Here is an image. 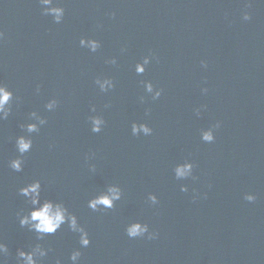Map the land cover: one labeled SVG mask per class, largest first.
Returning a JSON list of instances; mask_svg holds the SVG:
<instances>
[{
    "label": "water",
    "instance_id": "1",
    "mask_svg": "<svg viewBox=\"0 0 264 264\" xmlns=\"http://www.w3.org/2000/svg\"><path fill=\"white\" fill-rule=\"evenodd\" d=\"M54 3L65 9L60 23L41 0H0V83L13 92L11 113L0 120L6 264L36 244L49 249L43 264H72L74 250L79 264H264V2ZM82 38L101 46L92 52ZM146 56L151 62L138 74ZM98 78L115 87L101 91ZM147 82L162 90L159 98ZM34 111L47 123L28 133L21 125L38 123ZM93 116L105 121L99 133ZM133 123L148 124L152 134L133 135ZM210 128L211 143L202 139ZM20 135L33 147L16 172L9 165L20 156ZM185 162L193 175L177 179L174 169ZM35 180L42 201L63 202L78 217L89 246L67 224L43 240L20 226L17 214L32 206L19 189ZM113 184L123 192L114 208L88 207ZM137 221L158 237H129L127 226Z\"/></svg>",
    "mask_w": 264,
    "mask_h": 264
},
{
    "label": "clouds",
    "instance_id": "2",
    "mask_svg": "<svg viewBox=\"0 0 264 264\" xmlns=\"http://www.w3.org/2000/svg\"><path fill=\"white\" fill-rule=\"evenodd\" d=\"M264 2V0H261ZM42 5H44L43 11L45 15H51L56 23L62 22L65 14V9L62 6L54 3V0H41ZM251 14L245 12L243 19L250 20ZM3 36V33L0 32V37ZM80 45L82 47L89 48L92 52L97 51L101 44L100 41L96 39L82 38L80 40ZM111 63L115 64L116 60L113 58ZM151 62V56H146L142 63L136 64V72L142 74L146 71V65ZM206 67V62H202ZM97 85L103 92H107L110 89L115 87V83L110 78L97 79ZM146 91L148 93H154L153 98H159L161 96L162 90H156L154 85L151 82H147ZM206 92L207 89H204ZM13 98V92L9 90L7 85L0 83V120H5L9 117L11 113L10 103ZM57 101L55 99L50 100L46 107L49 111H52L56 108ZM92 111L95 112V107L92 108ZM199 109L197 113L199 114ZM31 117L34 118L37 122L28 123L27 125H21V127L26 128L28 133L38 132L40 126L45 125L47 120L39 116L35 111L31 113ZM92 122V131L99 133L102 130L103 125L105 124L104 119L101 116L91 117ZM219 123L215 127H219ZM153 129L148 126L146 123H133L132 124V133L133 135H140L143 133L145 136L151 135ZM202 139L205 142H213L215 140V134L213 129H208L202 132ZM16 149L19 152L20 156L16 159L10 161V167L16 172L23 171L24 160L23 156L25 153L31 151L33 147V140L30 136L20 135L16 138ZM194 165L191 162H185L176 165L174 171L177 179H186L192 177ZM95 167L93 166V171ZM182 191L187 192V186L181 188ZM21 196L27 198L28 203L32 206L30 210L26 213H18L19 224L21 227H27L29 231H33L37 234L39 240H43L48 235H53L58 232L65 224L71 229L72 232L80 234V244L83 247L90 245L91 240L89 238L88 232L82 227L79 223L78 217L69 211L63 202L53 201L49 199H44L42 201V183L40 180H35L26 186H23L19 189ZM123 196L122 189L118 185H109L107 190L101 194L95 196L88 202V207L93 210H99L101 206L107 209L115 207L117 201H119ZM256 196L254 194H247L245 199L248 201H255ZM152 204L158 203V198L156 195L151 194L149 196ZM127 235L131 238L142 237L145 234H148L149 239H156L158 233L150 232L149 225L141 222H134L127 226ZM49 249L43 247L41 244H36L29 251L24 249H18L16 252V264H43V258L47 257ZM9 255L8 245L0 239V264H6L5 257ZM81 257V252L79 250H74L71 253L70 260L72 264H79ZM56 264H61L60 260H57Z\"/></svg>",
    "mask_w": 264,
    "mask_h": 264
}]
</instances>
